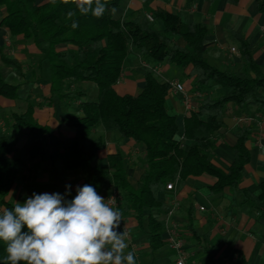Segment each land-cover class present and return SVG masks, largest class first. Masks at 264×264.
I'll use <instances>...</instances> for the list:
<instances>
[{
  "label": "trees",
  "instance_id": "16d2710c",
  "mask_svg": "<svg viewBox=\"0 0 264 264\" xmlns=\"http://www.w3.org/2000/svg\"><path fill=\"white\" fill-rule=\"evenodd\" d=\"M123 0H104L106 10L100 17L81 13L75 4L64 0H47L36 4L35 0H0V27L11 36L22 35L40 46L42 60L49 66L51 94L61 99H81L78 103L81 115L67 112L63 122L74 129L73 137L54 142L53 162H59L64 171L80 170L81 186L91 184L98 193L108 184L117 187L123 195V214H133L145 231L151 249L163 244L165 231L162 222L150 212L159 208L162 201L159 192L177 178L203 173L216 178L210 194L221 192L225 187L238 190L240 180L247 175L244 168L250 160L245 143L251 127H241L232 145L233 159L226 170L213 164L209 157L214 149V137L223 126L228 106L239 110L255 107L264 112V61L253 59L251 45L241 36V55L244 65L236 70L220 69L208 63L204 53L212 43L210 30L204 23H183L174 13L155 10L152 21L143 10L128 16L114 18L112 10ZM213 1V0H209ZM236 3L238 0H228ZM264 12V0H256ZM69 13H74L69 15ZM160 22L161 29L154 26ZM75 25V26H73ZM172 37H175L173 41ZM46 46L42 47L41 44ZM136 54L153 63L174 64L181 70L189 68L188 77L195 83L191 93L201 92L192 101L189 116L183 119V135L175 115L168 113L166 95L169 81H158L151 71H143L144 83L135 94L119 95L114 89L121 73L125 57ZM4 64L13 65L19 71L16 60L3 56ZM89 81L97 87V96L90 98L85 90L65 93V80ZM214 86L224 92L211 95ZM19 85L2 79L0 96L18 99ZM12 130L31 139L28 159L48 161L51 142L50 128L41 125L33 116V108L27 105L19 113H12ZM101 125L104 131L118 130L124 138H131L142 149L143 172L135 187L127 180L126 163L122 153L108 157V167L93 163L97 151L104 147L100 135L90 141L87 153L78 151V143L90 137L91 131ZM16 148L5 136L0 135V203L11 208L13 202L5 197L16 183L22 171L23 160L15 154ZM42 188L55 189V184H43ZM260 193L242 189L246 200L264 217V181L258 183ZM168 190V189H167ZM190 218V214L188 215ZM186 227L192 230L190 219ZM118 231H123L120 227ZM0 243V258L4 253Z\"/></svg>",
  "mask_w": 264,
  "mask_h": 264
},
{
  "label": "crops",
  "instance_id": "0c3cea01",
  "mask_svg": "<svg viewBox=\"0 0 264 264\" xmlns=\"http://www.w3.org/2000/svg\"><path fill=\"white\" fill-rule=\"evenodd\" d=\"M46 1L35 0L36 4ZM140 10L146 15H151L155 10L167 11L177 15L183 23L206 24L212 43L204 55L208 63L220 69L236 70L244 65L238 36L251 45L255 61H264V12L259 10L256 0H238L236 3L228 0H123L112 10V15L114 18L125 17ZM153 24L157 29L162 28L160 22ZM172 39L175 41L176 38ZM41 46L45 47L46 44L42 43ZM0 48L3 56L19 64L17 71L15 66L4 64L0 59L2 79L9 84L19 85L18 99L0 96V135H5L11 141L16 148L15 154L23 160L20 178L13 184L5 200L23 202L33 193L64 194L65 186L71 185V194L66 197L70 200L76 194V187L81 186L82 173L80 170L64 171L59 162H53L54 142L59 137L74 136V129L64 123L63 118L67 112L81 115L78 103L83 98L72 101L51 94L48 62L42 60L40 46L36 43L25 40L22 35L11 36L6 28L0 27ZM146 70L151 71L158 81L182 83L192 98L203 94L191 93L195 83L193 78L188 77L189 68L178 70L174 64L153 63L133 53L128 54L122 63L120 77L114 85L116 93L135 94L143 86L142 72ZM64 82L65 93L85 90L90 98L97 96V87L93 82H73L69 79ZM212 90L216 94L225 91L220 86H214ZM183 95L181 92H168L166 95L168 113L176 116L180 136L183 135V119L189 116L185 112ZM27 105L32 106L33 116L38 123L52 131L49 135L51 154L48 161L28 159L31 139L12 130L11 114L24 111ZM241 127H251L245 143L250 160L244 166L247 175L240 180L238 190L225 187L211 195L210 187L216 181L215 177L205 173L189 175L185 179L177 178L173 182L174 189L159 192L161 207L145 210L158 217L164 229L171 222L182 225L180 234L186 240L189 264H264V217L242 192V189H246L258 195V183L264 181V113L259 110L251 112V108L239 110L230 104L223 118V126L213 139L215 146L210 150L209 157L213 164L226 170L233 159L232 145ZM100 135L104 137V147L97 151L93 163L108 167V157L116 152L122 153L127 180L135 187L143 172L141 147L133 139L122 137L118 130L104 131L99 125L91 131L88 139L78 143V151L87 153L91 139ZM43 184H55L56 190L42 188ZM113 190L119 193L118 208L121 210L124 200L117 187L110 183L99 194H108ZM260 205L264 208V201ZM2 208L4 206L0 203ZM188 219L192 230L186 227ZM145 224V218L141 227L133 214H123L120 227L128 233L129 247L126 251L134 252L137 264H175V254L166 242L167 233L164 231L161 235L163 244L151 249Z\"/></svg>",
  "mask_w": 264,
  "mask_h": 264
},
{
  "label": "clouds",
  "instance_id": "9594fccd",
  "mask_svg": "<svg viewBox=\"0 0 264 264\" xmlns=\"http://www.w3.org/2000/svg\"><path fill=\"white\" fill-rule=\"evenodd\" d=\"M69 3V0H64ZM81 13L100 17L104 0H71ZM74 13H69L73 15ZM75 26V25H73ZM64 194L33 193L11 208L0 209V264H137L126 231H118L122 211L91 184L71 185Z\"/></svg>",
  "mask_w": 264,
  "mask_h": 264
},
{
  "label": "built area",
  "instance_id": "2783aa9c",
  "mask_svg": "<svg viewBox=\"0 0 264 264\" xmlns=\"http://www.w3.org/2000/svg\"><path fill=\"white\" fill-rule=\"evenodd\" d=\"M147 18L152 21L151 15L147 14ZM232 51H234V48H231ZM169 92L177 93L181 92L184 94L183 98V105L185 108V111L189 114V112L192 110V96L191 94H188L186 90L184 89V86L180 82H170V88ZM166 188L168 190L174 189V184L171 181L166 185ZM103 196L106 200L109 197H114L115 198V204L113 205L114 207L118 208L119 205V200L120 196L117 191H111L108 194H100ZM168 214H171V211L168 212ZM182 228V225L178 222H171L168 224L165 228V232L167 233V240L166 242L168 243V246L173 250L175 254V264H189L188 260L190 257L189 252L186 249V240L181 237L182 235L180 234V229Z\"/></svg>",
  "mask_w": 264,
  "mask_h": 264
},
{
  "label": "rangeland",
  "instance_id": "374dc122",
  "mask_svg": "<svg viewBox=\"0 0 264 264\" xmlns=\"http://www.w3.org/2000/svg\"><path fill=\"white\" fill-rule=\"evenodd\" d=\"M2 66V65H1ZM178 70H179V68H178ZM5 72V71H4ZM6 77V76H5ZM7 79V78H6ZM7 80H9V79H7ZM211 95H215L216 94V92L214 91V90H212L211 92H209ZM184 96V95H183ZM184 98V97H183ZM196 96H194L191 100L192 101H194V100H196ZM253 111H255V112H257V110H256V108L255 107H251V112H253ZM262 113H264V112H262ZM231 129V131H233L234 129L233 128H230Z\"/></svg>",
  "mask_w": 264,
  "mask_h": 264
}]
</instances>
